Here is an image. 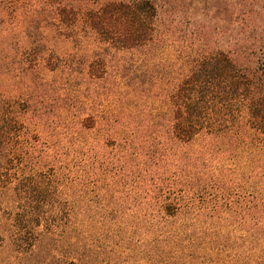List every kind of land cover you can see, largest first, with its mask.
Listing matches in <instances>:
<instances>
[{"label": "trees", "instance_id": "trees-1", "mask_svg": "<svg viewBox=\"0 0 264 264\" xmlns=\"http://www.w3.org/2000/svg\"><path fill=\"white\" fill-rule=\"evenodd\" d=\"M0 264H264V0H0Z\"/></svg>", "mask_w": 264, "mask_h": 264}, {"label": "rangeland", "instance_id": "rangeland-1", "mask_svg": "<svg viewBox=\"0 0 264 264\" xmlns=\"http://www.w3.org/2000/svg\"><path fill=\"white\" fill-rule=\"evenodd\" d=\"M187 3H188V1H186ZM188 6V4L187 5H185L183 8H185L186 9V7ZM195 15V19H197V21H200V22H203L202 20H204V21H208L209 19V17L208 18H205L203 15H201V14H197V13H195L194 14Z\"/></svg>", "mask_w": 264, "mask_h": 264}]
</instances>
